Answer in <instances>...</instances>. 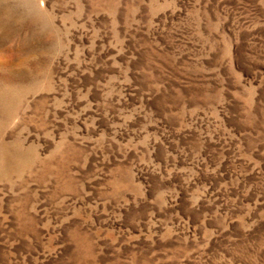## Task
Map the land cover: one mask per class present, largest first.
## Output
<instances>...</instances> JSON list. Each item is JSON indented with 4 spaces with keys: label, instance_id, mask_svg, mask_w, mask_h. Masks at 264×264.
Here are the masks:
<instances>
[{
    "label": "rangeland",
    "instance_id": "obj_1",
    "mask_svg": "<svg viewBox=\"0 0 264 264\" xmlns=\"http://www.w3.org/2000/svg\"><path fill=\"white\" fill-rule=\"evenodd\" d=\"M8 5L0 264H264V0Z\"/></svg>",
    "mask_w": 264,
    "mask_h": 264
},
{
    "label": "bare ground",
    "instance_id": "obj_2",
    "mask_svg": "<svg viewBox=\"0 0 264 264\" xmlns=\"http://www.w3.org/2000/svg\"><path fill=\"white\" fill-rule=\"evenodd\" d=\"M1 1V0H0ZM4 12L1 13V8H0V24H2V19H11V15H14V7L13 6H4ZM4 24V23H3ZM4 26V25H3ZM2 26V27H3ZM9 90V89H8ZM13 91V90H12ZM8 93V92H7ZM15 94V93H14ZM2 95V94H1ZM10 95V94H9ZM1 98V97H0ZM13 99V98H12ZM6 103V102H5ZM9 104V102H8ZM1 105V104H0ZM1 107V106H0ZM3 151V150H2ZM8 158V157H7ZM11 160V159H10ZM9 162V161H8ZM2 164V163H1ZM8 164V163H7Z\"/></svg>",
    "mask_w": 264,
    "mask_h": 264
}]
</instances>
